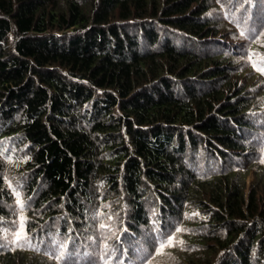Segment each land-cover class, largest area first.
<instances>
[{
    "label": "trees",
    "instance_id": "16d2710c",
    "mask_svg": "<svg viewBox=\"0 0 264 264\" xmlns=\"http://www.w3.org/2000/svg\"><path fill=\"white\" fill-rule=\"evenodd\" d=\"M0 264H264V0H0Z\"/></svg>",
    "mask_w": 264,
    "mask_h": 264
},
{
    "label": "snow or ice",
    "instance_id": "6c2138e0",
    "mask_svg": "<svg viewBox=\"0 0 264 264\" xmlns=\"http://www.w3.org/2000/svg\"><path fill=\"white\" fill-rule=\"evenodd\" d=\"M17 195H19V193H17ZM21 206L23 207V203L22 202H21ZM101 227H105V225H101ZM20 239H21L20 234L17 233L16 234V240L19 241ZM161 246L163 247V245H161ZM60 247L62 248L63 245H60Z\"/></svg>",
    "mask_w": 264,
    "mask_h": 264
},
{
    "label": "rangeland",
    "instance_id": "374dc122",
    "mask_svg": "<svg viewBox=\"0 0 264 264\" xmlns=\"http://www.w3.org/2000/svg\"><path fill=\"white\" fill-rule=\"evenodd\" d=\"M253 180V175L251 174L249 177H248V181L251 182Z\"/></svg>",
    "mask_w": 264,
    "mask_h": 264
}]
</instances>
